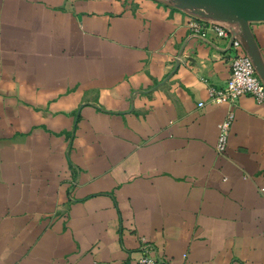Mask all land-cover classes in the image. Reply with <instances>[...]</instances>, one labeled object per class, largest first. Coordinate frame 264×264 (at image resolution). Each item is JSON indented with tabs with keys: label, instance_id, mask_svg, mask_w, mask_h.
Here are the masks:
<instances>
[{
	"label": "crops",
	"instance_id": "1",
	"mask_svg": "<svg viewBox=\"0 0 264 264\" xmlns=\"http://www.w3.org/2000/svg\"><path fill=\"white\" fill-rule=\"evenodd\" d=\"M207 19L172 0H0V264H136L147 247L264 264V104L208 98L235 54L264 74V21L250 46L238 24L194 36Z\"/></svg>",
	"mask_w": 264,
	"mask_h": 264
},
{
	"label": "built area",
	"instance_id": "2",
	"mask_svg": "<svg viewBox=\"0 0 264 264\" xmlns=\"http://www.w3.org/2000/svg\"><path fill=\"white\" fill-rule=\"evenodd\" d=\"M190 32L196 37H205L206 34H214L217 38H227L229 31L225 23L212 18L204 21L192 20L188 23ZM233 48L237 49L240 42L232 41ZM242 96H250L258 104H264V84L256 73L252 60L247 55L235 54L230 61V73L224 85L220 88L210 86L208 98L213 104L235 105ZM202 106V103L199 104ZM233 119V113L229 112L225 120L218 125L219 133L215 150L223 154ZM136 264H163L152 254V248L147 247Z\"/></svg>",
	"mask_w": 264,
	"mask_h": 264
},
{
	"label": "water",
	"instance_id": "3",
	"mask_svg": "<svg viewBox=\"0 0 264 264\" xmlns=\"http://www.w3.org/2000/svg\"><path fill=\"white\" fill-rule=\"evenodd\" d=\"M180 9L192 10L198 16H208L226 24H238L250 46L253 39L249 25L264 21V0H172ZM264 84V74L254 57L250 58Z\"/></svg>",
	"mask_w": 264,
	"mask_h": 264
}]
</instances>
